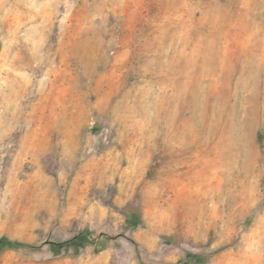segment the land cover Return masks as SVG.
<instances>
[{
	"label": "rangeland",
	"instance_id": "374dc122",
	"mask_svg": "<svg viewBox=\"0 0 264 264\" xmlns=\"http://www.w3.org/2000/svg\"><path fill=\"white\" fill-rule=\"evenodd\" d=\"M2 237L40 248L0 264H264V0H0Z\"/></svg>",
	"mask_w": 264,
	"mask_h": 264
},
{
	"label": "trees",
	"instance_id": "16d2710c",
	"mask_svg": "<svg viewBox=\"0 0 264 264\" xmlns=\"http://www.w3.org/2000/svg\"><path fill=\"white\" fill-rule=\"evenodd\" d=\"M258 137L260 139V141L262 142V138H263V134L260 132L258 134ZM128 220L133 224V227H137L140 223V216L137 212L133 211L131 213L128 214L127 216ZM52 246V249H54L55 251H60L61 248L63 246H67L69 245V241H64V242H49ZM9 248V249H26L28 251H35L38 250L40 248V246H37L35 244H31L28 242H24V241H20V240H16V239H10L9 237H2L0 239V252L3 251L4 249ZM105 245L101 244L98 249H104ZM194 259H202L199 254H192L191 255Z\"/></svg>",
	"mask_w": 264,
	"mask_h": 264
}]
</instances>
